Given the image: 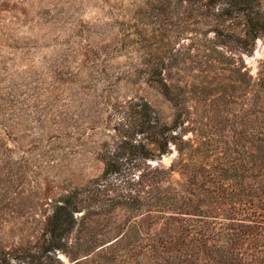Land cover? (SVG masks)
Returning a JSON list of instances; mask_svg holds the SVG:
<instances>
[{"label": "rangeland", "instance_id": "obj_1", "mask_svg": "<svg viewBox=\"0 0 264 264\" xmlns=\"http://www.w3.org/2000/svg\"><path fill=\"white\" fill-rule=\"evenodd\" d=\"M256 1L264 16V0ZM169 4L177 5L173 15ZM193 19L184 27L179 0H0V260L3 251L38 245L55 202L80 199L101 175L100 150L118 140L124 119L117 102L142 97L173 123L172 104L140 74L154 62L148 57L176 53L163 72L184 106L173 133L193 145L198 160L206 168L247 161L262 137L251 139L264 121V100L255 101L251 83L264 67V35L248 50L219 44L229 59L188 56L183 39L207 29ZM233 28L241 32L242 24ZM173 146L162 156L166 167L177 159ZM195 200L206 208L204 195ZM108 225L92 214L83 234L99 236ZM55 256L73 264L60 250Z\"/></svg>", "mask_w": 264, "mask_h": 264}, {"label": "trees", "instance_id": "obj_2", "mask_svg": "<svg viewBox=\"0 0 264 264\" xmlns=\"http://www.w3.org/2000/svg\"><path fill=\"white\" fill-rule=\"evenodd\" d=\"M179 1L184 27L195 17L199 19L196 24L207 26L205 31L183 37L188 56L219 52L229 59L219 44L232 42L248 50L264 35V16L256 0ZM168 7L171 15L178 9L175 4ZM232 24H242L241 32L231 29ZM210 32L213 38L208 37ZM174 56V51L167 50L148 57V62H154L140 72L172 104L173 123L162 120L142 97L117 102L116 111L124 119L118 140L100 150L101 175L88 182L80 199L69 194L66 200L55 202L38 245L3 251L0 264H60L57 250L73 264H264V121L261 131L251 129L252 140L258 134L262 137L247 161L206 168L193 145L187 147L173 133L184 106L180 88L170 86L163 72L167 61H176ZM213 62L211 58L205 61ZM251 89L256 102L264 100V67ZM172 144L177 159L166 167L161 159L172 152ZM187 173L190 176L185 179ZM197 174L201 176L198 184ZM198 194L206 197L205 209L195 200ZM80 208L84 212L78 220L74 212ZM92 214L109 220L99 236L83 234Z\"/></svg>", "mask_w": 264, "mask_h": 264}]
</instances>
